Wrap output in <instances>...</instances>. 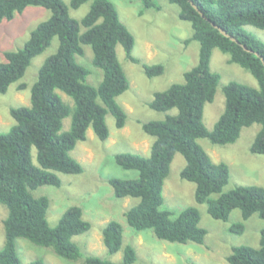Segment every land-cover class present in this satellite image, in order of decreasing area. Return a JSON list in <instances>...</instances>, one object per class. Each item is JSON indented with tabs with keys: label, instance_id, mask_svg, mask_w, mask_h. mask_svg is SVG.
I'll return each mask as SVG.
<instances>
[{
	"label": "trees",
	"instance_id": "obj_1",
	"mask_svg": "<svg viewBox=\"0 0 264 264\" xmlns=\"http://www.w3.org/2000/svg\"><path fill=\"white\" fill-rule=\"evenodd\" d=\"M92 2L89 12L81 21L69 15L64 0H0V26L12 20L27 7H42L51 17L31 31L28 41L17 50L5 53L0 62V93L19 82L32 60L42 54L54 38L58 39L56 52L40 67L30 92V105L10 109L14 124L0 132V204L8 210L3 221L4 244L0 249V264H21L17 240L49 248L61 258L77 261L79 247L72 238L91 229L84 220L80 207L65 211L56 227L47 221L50 205L47 197L36 198L33 191L42 186L60 187L58 173L78 175L83 172L80 163L70 156L79 142L87 139L91 128L98 139L109 138L106 116L111 114L117 129L126 125L127 114L116 99L129 89V80L118 59L120 45L126 58L135 64L133 56L135 38L120 21L110 0H70V7L78 9ZM179 7V17L191 24L193 34L186 41L200 45L197 65L184 73V82L172 84L156 92L149 107L167 113L163 120L143 124L145 134L154 138L150 155L134 153L115 156L117 165L138 172L136 179H109L116 198H135L139 202L124 216L136 231L152 230L159 240L183 245H203L207 231L200 227L201 216L197 208L188 207L177 217L163 210V187L175 154L186 161L181 178L195 184V201L207 204L208 214L215 220L226 222L234 210H239L243 221L253 215L264 219V188L238 186L223 192L230 171L227 164L214 163L199 145V139H208L214 145L234 144L243 128L261 125L250 152L264 155V42L245 30L252 26L264 30V0H169ZM144 9L160 8L154 0H142ZM197 8H195V7ZM235 38L233 41L217 27ZM82 29L84 31L82 32ZM87 45L93 53L92 64L103 71L98 87L87 84L90 71L79 64L77 56L84 54ZM246 47V49H244ZM214 49L229 55V63L249 72L258 88L230 82L223 88L225 108L213 130L203 123L205 105L214 101L220 75L211 71L210 61ZM145 75L154 78L163 75L160 64L142 65ZM21 83L18 90H25ZM59 92L71 98L73 106L64 103ZM71 117L70 129L61 132L63 120ZM36 150L38 166L32 161ZM218 194L217 198H212ZM231 233L243 234L245 226L236 223ZM103 244L110 255L122 247L123 227L110 221L102 229ZM137 252L127 246L120 264H135ZM229 264H264V230L258 248L233 247L226 257ZM30 264H44L36 260ZM83 264H118L97 256L87 257Z\"/></svg>",
	"mask_w": 264,
	"mask_h": 264
},
{
	"label": "rangeland",
	"instance_id": "obj_2",
	"mask_svg": "<svg viewBox=\"0 0 264 264\" xmlns=\"http://www.w3.org/2000/svg\"><path fill=\"white\" fill-rule=\"evenodd\" d=\"M115 6L120 21L129 29L135 38L133 56L140 63L135 64L126 58L123 48H116L118 59L129 80V89L116 101L127 114L126 125L117 129L111 114L106 116L109 138L101 141L93 130H87V139L79 142L70 156L81 164L83 172L78 175L58 173L60 187L42 186L33 191L36 198L47 197L50 205L47 221L54 228L67 209L80 207L84 220L91 224V229L84 234L75 236L72 241L79 247L81 258L69 261L59 257L49 248L37 246L26 239L17 240V250L21 264H30L42 260L44 264H83L90 256L103 260L122 263L124 250L132 246L137 252L135 264H229L226 257L232 253L233 247L250 246L258 248L261 231L264 230V219L253 215L243 221L241 212L234 210L226 222L215 220L208 214L207 204L195 201V184L183 180L181 172L186 161L180 154H175L170 172L164 182L163 210L177 217L188 207L197 208L201 220L200 227L207 231L203 245L170 243L159 240L152 230L136 231L131 228L124 216L125 212L138 204L135 198L119 199L115 197L109 179H136L138 172L125 170L115 161L121 153H134L144 157L150 155L154 141L143 131V124L163 120L167 113L157 112L149 107L156 92L168 89L172 84L183 83L184 73L195 67L199 61L200 45L196 41L186 43L192 37L190 23L179 17V7L169 0H154L160 10L144 9L142 0H110ZM71 18L81 21L89 12L91 3L87 2L78 9L70 7V0H64ZM51 12L42 7L30 6L23 13L16 14L12 20H4L0 26V62L5 61V53L21 49L28 41L30 33L40 23L48 20ZM245 30L264 42V30L245 26ZM84 29H82V32ZM58 48V39L54 38L51 45L39 56L35 57L24 77L12 84L5 94L0 93V132H6L14 124L10 109L30 105V92L35 83L38 71L44 61L53 55ZM84 54L77 56L79 64L90 71L87 84L98 87L103 79V71L92 64L93 53L89 46L84 45ZM160 64L164 66L161 76L148 78L142 65ZM211 71L220 75L221 79L212 103L204 108L203 123L211 131L225 108L223 88L230 82H238L258 88L256 79L242 67L229 63V55L214 49ZM24 83L25 90H18ZM64 103L73 106L70 97L59 92ZM71 117L63 120L61 132L70 129ZM261 125L254 124L243 128L239 139L226 146L214 145L208 139H199V145L205 150L214 163H225L229 167L230 178L223 192L238 186H259L264 188V155L250 152L251 144L260 131ZM32 161L38 166L36 150H32ZM217 198L218 194H213ZM8 216L7 208L0 204V249L4 244L3 221ZM110 221H117L123 227L122 247L116 254L110 255L103 244L102 229ZM236 223H243V234L231 233L229 228Z\"/></svg>",
	"mask_w": 264,
	"mask_h": 264
},
{
	"label": "water",
	"instance_id": "obj_3",
	"mask_svg": "<svg viewBox=\"0 0 264 264\" xmlns=\"http://www.w3.org/2000/svg\"><path fill=\"white\" fill-rule=\"evenodd\" d=\"M195 7V6H194ZM196 8V7H195ZM197 9V8H196ZM217 27V26H216ZM224 35H227V36H229L233 41H235V42H237L238 43V41L235 39V38H233L232 36H230L229 34H227L223 29H221V28H219V27H217ZM244 49H246V47H244ZM263 63H264V60H263Z\"/></svg>",
	"mask_w": 264,
	"mask_h": 264
}]
</instances>
